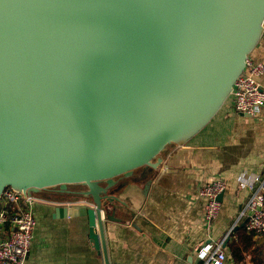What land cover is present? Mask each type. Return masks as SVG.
<instances>
[{
    "label": "water",
    "instance_id": "95a60500",
    "mask_svg": "<svg viewBox=\"0 0 264 264\" xmlns=\"http://www.w3.org/2000/svg\"><path fill=\"white\" fill-rule=\"evenodd\" d=\"M263 33L264 0H0V198L86 200L61 212L110 264L116 178L200 133Z\"/></svg>",
    "mask_w": 264,
    "mask_h": 264
},
{
    "label": "crops",
    "instance_id": "0c3cea01",
    "mask_svg": "<svg viewBox=\"0 0 264 264\" xmlns=\"http://www.w3.org/2000/svg\"><path fill=\"white\" fill-rule=\"evenodd\" d=\"M250 58L264 63V33ZM256 176H264V107L250 117L238 112L230 97L186 145L169 147L158 169L116 178L110 190L118 199L115 220L105 224L110 264H201L202 248H215L232 230L238 238L245 228L240 213L252 193L239 181ZM215 179L224 180L227 190L219 217L208 225L199 191ZM69 190L85 189L72 185ZM39 195L45 202L34 206L37 226L26 264H105L90 240L87 218L61 212V206L84 199L61 196L56 189ZM235 241L231 236L225 245L228 264H237L230 249Z\"/></svg>",
    "mask_w": 264,
    "mask_h": 264
},
{
    "label": "built area",
    "instance_id": "2783aa9c",
    "mask_svg": "<svg viewBox=\"0 0 264 264\" xmlns=\"http://www.w3.org/2000/svg\"><path fill=\"white\" fill-rule=\"evenodd\" d=\"M264 63L247 57L245 71L235 82L231 98L235 109L250 117H257L264 107ZM240 186L251 191V196L240 213L245 220V230L254 237L264 236V176L251 180L240 179ZM227 190L222 179L204 185L200 198L206 200L205 221L212 224L220 215L222 203L219 197ZM45 202L39 194H26L7 188L0 198V264H26L33 243L37 221L34 206ZM89 204L86 200L77 204ZM231 236L237 240L233 230L217 242L215 248L205 246L199 253L201 264H228L225 245Z\"/></svg>",
    "mask_w": 264,
    "mask_h": 264
},
{
    "label": "trees",
    "instance_id": "16d2710c",
    "mask_svg": "<svg viewBox=\"0 0 264 264\" xmlns=\"http://www.w3.org/2000/svg\"><path fill=\"white\" fill-rule=\"evenodd\" d=\"M153 169L140 168L135 172L149 175ZM238 238L230 246L232 258L237 264H264V238L260 241H255L252 234H248L245 228L238 231Z\"/></svg>",
    "mask_w": 264,
    "mask_h": 264
}]
</instances>
